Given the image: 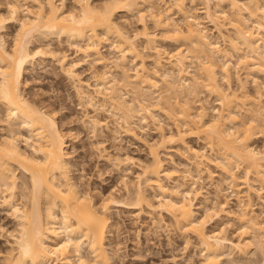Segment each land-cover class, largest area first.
I'll return each mask as SVG.
<instances>
[{
  "label": "bare ground",
  "instance_id": "6f19581e",
  "mask_svg": "<svg viewBox=\"0 0 264 264\" xmlns=\"http://www.w3.org/2000/svg\"><path fill=\"white\" fill-rule=\"evenodd\" d=\"M155 1L107 0L93 4L91 0H75L74 9L66 10L64 0L59 4L56 0H10V18L20 26L11 49L3 35L7 19L0 14V103L5 109L3 126L8 125V133H3L0 139V198L2 204L9 207L18 226L10 250L2 256L3 264H112L105 242L113 226V206L138 212L146 207L152 214L166 212L175 226L195 237L198 247L204 252L203 264H223L225 257L231 255L246 258L251 245H264V221L261 218L264 215V150L252 145L256 131L264 133V94H259L260 99L251 98L253 96L247 93L245 86L247 92H242L244 96L236 95L229 70L231 58L237 56L238 64L249 65L248 68L264 73V0H216L213 13L209 7L206 8V14L216 26L220 23L217 20L221 14L231 25L233 32L229 36L228 49L211 41L197 18L186 9L188 1L193 5L196 1L209 3L210 0H158L165 4L164 9H156ZM30 3L36 10L29 7ZM225 4L229 5L231 15L222 11ZM134 12L141 20L148 15L163 30L164 41L188 47L183 50L180 45L175 52L173 50L174 53L169 52V61L166 62L169 66L166 68L164 65L160 75L157 74L158 69L164 67L160 60L163 57L158 58L162 55L158 35L144 29L143 37L148 44H154L152 49L159 55L154 61L156 69L151 73L141 59L144 51L139 52L137 35H131L117 22L120 13L126 17ZM175 14L183 16L180 22L177 20L181 17L175 19ZM37 35L46 41H66L83 58L99 65L109 64V58L102 55L104 45L115 51V59L111 63L121 69H118L121 75L117 73L121 77L118 75V79L113 75L111 68L114 65L108 66V70L93 73L96 82L94 94L90 92L89 84L86 88L79 80L76 94L81 106L92 107L96 113L98 110L107 112L115 125L110 130L116 136L121 131L137 136V128L143 129L149 121H161L156 114L158 111L174 121L175 131L172 127L165 131L163 125H159L163 129L158 126L160 138L149 145L151 161L142 166L137 178L142 181H138L139 185L129 201L111 194L99 202L87 191L80 190L77 180L71 175V161L66 151L67 136L61 131L55 114L51 109H44L45 105L37 106L24 95V76L28 67L31 68L36 59L46 53L59 59L62 73L67 78L78 79L77 63L70 61L66 52L46 46L36 52L30 51L31 38ZM137 60H141L139 64ZM193 64L197 66L196 74L189 71L190 67H195ZM129 65L134 68L133 75L129 73ZM157 75L162 84L157 81ZM201 88L218 101L219 107H213L214 115H209L210 109L205 105L207 99L199 98ZM129 94L132 99L127 100ZM194 97L201 101L197 110H193V104L197 102ZM245 98L251 101L248 107L245 106ZM241 111L248 116L245 122L240 120ZM89 121L95 131L98 130L96 128L109 127L110 123L97 116H92ZM20 129L25 131V135L19 132ZM193 137L204 140L213 156H205L202 152L205 146L202 150L189 146L186 139ZM21 140L25 141L26 149L21 148ZM173 145H183L186 151L191 152L190 160L193 162L190 163L195 165L199 175H202L200 167L206 159L210 163H219L218 167L225 176L223 182L231 189L230 196L238 198L239 210L230 216L236 215L241 223L240 240L227 237L222 225L219 231L208 229L218 211L226 210L228 199L226 203L214 201L212 206H202L204 203L198 206L196 200L202 195L194 186L198 178L187 170L192 182L185 186L174 172L166 169L161 159L159 150ZM115 160L122 161L119 157ZM240 167L244 172V181L241 180L247 188L244 193L235 172ZM18 170L25 179H20ZM209 174L212 178V173ZM251 176L254 182L260 183V188L251 183ZM164 179L171 180L172 186H166ZM221 183L214 186L216 196L227 190ZM143 184L144 188L155 189L158 206L146 195ZM252 193L261 201L260 213H256L251 204ZM17 194L25 200L17 202ZM201 206L203 216H199Z\"/></svg>",
  "mask_w": 264,
  "mask_h": 264
},
{
  "label": "rangeland",
  "instance_id": "374dc122",
  "mask_svg": "<svg viewBox=\"0 0 264 264\" xmlns=\"http://www.w3.org/2000/svg\"><path fill=\"white\" fill-rule=\"evenodd\" d=\"M39 1L44 2L45 0ZM56 1L58 4L63 2V0ZM106 1L107 0H91L93 4H102ZM167 1L169 0H166V2ZM216 2V0H210L209 3L196 1L192 5V3L188 1L186 3V9L188 11L190 10V12H192V14L197 18L201 27L203 26L202 29L210 36L211 41L217 42L221 48L228 49L230 46L229 36H231V32H233L231 25L226 19L221 17V14L219 16L220 19L218 18L219 20H217L220 23L216 26L211 18L208 17V14H206V8L208 7L210 8L211 13L214 12ZM9 3L10 0H0V14L7 19L5 23V34L3 33V35H5L7 46L11 49L14 44L15 36L17 32H19L20 26L17 21H13L10 18ZM158 3L161 4L162 2L158 0L155 1L156 9L160 7V9L165 8L164 3L161 5ZM63 4L66 10H72V8L74 9L76 6L75 0H64ZM29 7L32 10L35 9V6L32 8L31 3L29 4ZM143 9L146 11L145 6ZM222 11L231 15L230 7L227 4L222 7ZM22 14L23 13H21V15ZM130 15L131 16L128 15L129 17H125V15L120 13L117 16V22H119L126 31L131 33V35L135 33L134 35L140 37L139 39L136 36V42H138L137 45L139 52L144 51L142 53L140 52L141 59H144L143 61H145L144 63L146 65L145 67L147 70H151V73L155 71L154 69H156L154 61L159 55L158 53L156 54L155 49H152L154 44H148L145 36L143 37L145 30L148 33L157 34L159 37L157 39L160 46V55H162L158 58L160 59L163 57L160 59L163 65L162 67H164V65L166 68L169 66L167 64L169 61H167V59H169V55L174 53L180 45L183 50L186 49L187 46L185 44H174L171 41H164L162 39L163 30H161L148 15H146V17L142 20L136 12ZM175 15V19H177V17H181L177 21L182 20V15ZM139 34H141V36ZM31 39V43L29 44L31 52H36L37 50L39 51V48L45 49L46 47H49L52 50L54 49L56 51L66 52L68 59L77 63L75 71L78 74V79L73 81L62 73L59 59L52 57L49 53H46L47 55L45 54L43 57H38L34 62L35 64L31 66V68L28 67L29 70L27 69V72L25 73V83L23 85L24 95L29 100L34 102V104H38L37 106L43 107L45 105V107H43L44 109H51L50 111H53L55 114L61 131L66 134V151L71 161L72 177L77 180L80 190H83L82 192L87 191L99 202L111 194L120 199H124L125 201H129V199H132L131 197L134 196L135 188L139 185V182L142 181L138 180V175L142 172V166L151 161L149 145L156 143L159 140L160 129L158 128L163 125L162 127L165 131H170V127H172L171 129L175 131L174 121L168 116L166 117V115L160 114L162 112L158 111L159 113L156 112V114L160 116L158 117L161 121L158 123L149 121V125L144 127V130L142 128L141 130L140 128H137V136L132 137L130 135H126L123 131L116 136V134H113L110 130L114 128L115 125L111 118H108L107 112L98 110L96 113V110L92 107L85 108L81 106L76 94V88L77 85H79L78 80L79 82L81 81L80 84L82 83V85L86 88H88L86 85L89 84V90L94 94V85L96 82L93 73L102 72L105 71V69L108 70L109 67H112L114 64L111 63V61L115 59L113 58V56L115 57V51L111 50L112 48L108 45H104L102 55L107 59L109 58V64L106 65V67L104 65L91 62V60H86L83 58V55L76 52V48L71 46L66 41L61 43L53 39L46 41L38 35ZM165 52L167 54L169 52L171 53L167 55ZM128 58L132 60V57ZM233 58H231L232 60L229 63V70L230 73H232L231 84L233 90L237 92L236 95L240 94V97L241 95L244 96L242 92L245 90V92L248 91L247 93L253 96H250L251 98H259V94H264V73L262 74L258 72V70L254 71L256 70L255 68H253L254 70L252 68H248L249 65L246 66L245 64H238V59L236 61L237 56ZM140 61L137 60L136 63L139 64ZM220 61L223 62L225 59H220ZM196 64H193L195 67H190V73L194 74L197 72ZM113 67H115V65ZM113 67L111 68L112 71L114 70L113 75H115V77L117 76L116 78L119 79L122 72H118V69L120 68L115 67V69H117L115 70ZM127 67L130 69L129 73L133 75L134 68L130 65ZM159 69V73L157 74L160 75V73L164 71L165 67L160 70ZM117 73L120 74H118L120 77ZM157 77V81L162 84L161 78L158 75ZM226 86V83H224L225 88ZM245 86L247 91L244 89ZM200 91L201 94L199 93V98L204 100L207 99V104L205 105H207L210 109L209 115H214L215 112L213 111V107H219L216 97L210 95L209 92L203 88H201ZM129 95V97L127 96L128 99L126 97L127 100H130V98L132 99L131 94ZM154 95L156 96L157 94ZM199 98L196 97L195 99L197 100ZM193 99L191 100L195 102L196 100L194 99V101ZM208 102H210V104ZM200 103L201 101L197 100V102L193 104V110H197ZM245 103L249 104H245V106L248 107L250 106L251 101L246 99ZM239 115L241 122L248 120V116L244 112L241 111ZM92 116H97L101 120L109 121V127L104 126L96 128L98 130L95 131L89 121ZM87 117L88 119L90 117V119L88 120ZM5 120V109L0 103V139L3 133H8V125L3 126L6 122ZM262 129L258 130L261 131ZM19 132L25 135L24 130L20 129ZM256 132L257 134L254 136L255 139L253 138L252 145L257 149L264 150V133L262 131L261 133L258 131ZM186 141L189 146L194 149L197 148V150H202L203 146H205L204 140L197 139L195 137L187 138ZM20 146L23 149H26L27 147L25 141L23 140L20 141ZM159 151L161 159L165 162L166 169L174 172L181 182H185V186H188L192 182V180H190L191 178L187 175V170H191L193 175L198 178L195 181L196 185L194 184V186L199 188L202 192V195L198 198V200H196V204L198 206L203 203L204 204L202 206H206L207 204L212 206L214 201H217L218 204L220 202L226 203V200L228 199L226 210L218 211L217 215L210 221L208 229L211 230L215 228L219 231L221 229L220 227L223 226L227 237L235 241L240 240V237L242 236L240 233L241 223L235 217L236 215L230 216L231 213L235 211L238 212L239 210L238 198L235 195L230 196L231 189L229 190L226 183L223 182L225 176L224 173H222L221 167H218L219 163H210V160L206 159L209 163L206 161L203 163L200 167L201 170H203L201 173L202 175H199L196 171L197 168L195 165L191 164L193 162L190 160L192 158L191 152L186 151V148L183 145H173L168 147V149H160ZM202 152L206 154V157L208 156L207 158L213 156L212 150L208 146H205ZM118 157L122 160L121 163L115 160ZM126 157L130 159L125 160ZM207 170L209 173H212V178H210L211 174L207 173ZM20 172L21 171L19 170L17 171L18 174ZM235 172L239 177L237 183L239 184L240 182V186H243V189L241 190L242 193H244L247 191V188H245V183H243V168H236ZM19 177L21 180L26 178L22 173L19 174ZM253 178L254 177L251 176V183L256 188H260V183L256 181L254 182ZM219 181L222 182L221 184H225V187L223 186V188H227V190L220 192V196H216L217 193L214 186L216 183H220ZM164 183L168 187L172 186L171 180L164 179ZM127 189L130 193H128ZM144 190L146 195L150 197L152 203L155 206H158V198L154 197L156 193L155 189L145 187ZM252 194L251 204L254 211L256 213H260L262 209L261 201L254 193ZM202 198L207 200L204 201ZM15 200L17 202H23L25 199L17 194ZM202 206L199 216L204 215V209ZM12 216L13 215L11 214L9 207L4 206L0 198V264H3L4 261L2 256L10 250V244L14 241L13 236L17 233V222ZM111 217L113 226L111 227V232L105 243L109 255L112 257V264H203L204 252H202L198 247L195 237L185 233V231H182L180 228L175 226L174 220L166 212L158 211V213L152 214L146 207L143 211L138 212L137 210H129L113 206L111 208ZM261 218L262 221H264V215H261ZM256 244L259 247L256 246ZM259 244L254 243L250 246V253L246 256V258L231 255L232 257H225L223 264H264V253L262 252V250H264V245L262 246V243L260 245ZM260 247H263V249L261 250Z\"/></svg>",
  "mask_w": 264,
  "mask_h": 264
}]
</instances>
